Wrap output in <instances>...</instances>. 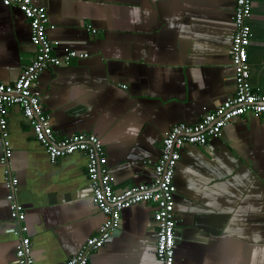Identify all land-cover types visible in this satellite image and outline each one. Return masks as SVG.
I'll use <instances>...</instances> for the list:
<instances>
[{
	"label": "crops",
	"instance_id": "0c3cea01",
	"mask_svg": "<svg viewBox=\"0 0 264 264\" xmlns=\"http://www.w3.org/2000/svg\"><path fill=\"white\" fill-rule=\"evenodd\" d=\"M34 2L46 10L55 54H87L41 73L43 110L57 137L101 139L116 192L153 179L166 130L197 123L235 92L236 0ZM251 14L249 82L264 93V0H252ZM33 57L27 19L0 2V83L15 81ZM6 119L34 264H63L104 220L86 156L51 162L17 105ZM173 180L174 264H264V115L245 114L208 144L185 145ZM6 192L0 165V264H16ZM155 209L151 202L124 208L117 233L87 264H157Z\"/></svg>",
	"mask_w": 264,
	"mask_h": 264
},
{
	"label": "built area",
	"instance_id": "2783aa9c",
	"mask_svg": "<svg viewBox=\"0 0 264 264\" xmlns=\"http://www.w3.org/2000/svg\"><path fill=\"white\" fill-rule=\"evenodd\" d=\"M7 7L17 8L27 19L34 57L22 68L15 81L0 83V165L7 189L6 201L16 237V264H34L31 240L25 223L26 213L17 197L18 178L13 175L9 161L12 149L8 140L6 111L17 105L24 120L30 125L34 138L44 148L51 162L81 152L86 156V174L91 197L104 220L98 231L89 236L77 252L63 264H87L89 254L102 247L119 228L120 214L124 208L140 202L156 206L153 219L156 223L154 253L157 264H174V246L177 238L175 217L174 172L180 152L187 144L206 145L211 138L239 117L251 113L264 115V93L255 91L249 82L248 45L252 32L248 19L252 15V0H236L233 15L234 31L231 36L230 58L234 68L235 92L207 112L195 124L178 123L162 136L160 154L153 166L154 177L149 183H140L116 192L106 168V155L101 139L91 132H77L57 137L40 101L37 84L41 73L48 67L68 64L73 58H85L86 53L66 49L62 55L53 52L52 41L47 36L46 10L34 0H0ZM92 32H96L92 29Z\"/></svg>",
	"mask_w": 264,
	"mask_h": 264
}]
</instances>
